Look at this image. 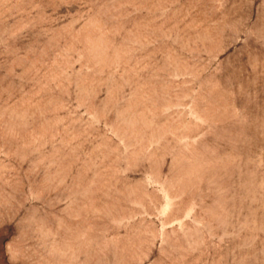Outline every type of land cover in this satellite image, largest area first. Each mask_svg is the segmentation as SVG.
Returning a JSON list of instances; mask_svg holds the SVG:
<instances>
[{
	"label": "rangeland",
	"instance_id": "obj_1",
	"mask_svg": "<svg viewBox=\"0 0 264 264\" xmlns=\"http://www.w3.org/2000/svg\"><path fill=\"white\" fill-rule=\"evenodd\" d=\"M0 264H264V0H0Z\"/></svg>",
	"mask_w": 264,
	"mask_h": 264
}]
</instances>
